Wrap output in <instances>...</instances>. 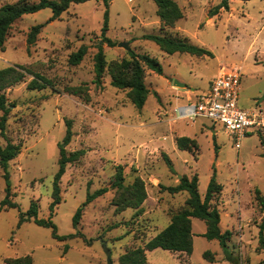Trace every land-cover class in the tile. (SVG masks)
Instances as JSON below:
<instances>
[{
	"label": "rangeland",
	"instance_id": "rangeland-1",
	"mask_svg": "<svg viewBox=\"0 0 264 264\" xmlns=\"http://www.w3.org/2000/svg\"><path fill=\"white\" fill-rule=\"evenodd\" d=\"M17 1L0 0V6ZM108 1L105 34L115 45L103 43L106 59L127 57L128 50L118 43L128 42L131 50L148 54L161 67L160 72L146 68L145 84L150 93L140 109L127 99L125 90L110 83L108 74L99 86L92 81L93 55L102 38L104 0L72 3L53 21H48L51 9L43 8L24 14L9 29L4 50L0 51V69L23 65L49 78L53 87L29 89L27 84L32 76L27 73L23 80L5 90L10 111L5 136L0 134V145L11 141L20 144V151L7 165L11 200L17 207L0 211V264H6L5 258L27 254L31 255L32 264H104L106 250L110 251L113 264H120L118 258L125 250L144 245L168 225L163 210L181 207L187 192H158L157 197L161 198L158 207L145 217V201L143 212L137 216L132 208L117 212L111 203L114 189L108 186L115 174L114 163L123 167L125 183L136 175L145 181L144 150L152 142L163 143L169 149L167 154L173 165L171 171L162 156L152 159L150 168L162 184L173 185L180 178L178 175L196 174L203 197L211 176L216 174V180L226 187L222 202L217 203L223 226L236 225L238 204L241 225H244L252 213L256 190L264 197V131L253 130L244 135L236 148L234 138L224 125L211 119L197 118L194 125L183 119L172 126L169 112L175 101L167 81L183 83L186 87L182 90L193 88L191 95L196 97L209 88L220 66L240 65L239 106L264 110V31L251 45L256 33L252 17L262 9L264 0H231V14L227 10L213 14L210 23L205 20L206 9L209 7L208 13L214 12V6L221 0H175L184 13L177 23L181 30L161 27L154 0ZM261 11L264 18V8ZM39 23L44 26L36 42L28 46V31ZM149 34L186 37L210 54H168L144 37ZM81 44L87 46V53L78 65H69V54ZM82 83L87 84L88 100L66 93V87ZM165 110L168 116L163 115ZM2 115L0 110V118ZM159 117L163 119L161 123ZM67 118L72 120V137L66 150L84 149L85 153L77 162L67 164L60 179L61 202L50 216L52 182ZM176 126L197 140L196 156L184 150H170L172 127ZM163 133L168 136L166 140H162ZM101 187L108 190L84 206L80 221L74 227L76 209L86 201L88 192ZM153 190L149 191V200L153 199L156 189ZM4 196L5 179L0 167V201ZM31 200L38 204V217L50 218L58 235H75L58 239L52 236L51 228L32 220L19 223L20 213L27 211ZM224 213L229 216L225 217ZM256 219L255 216L252 222ZM193 223L195 232L206 227L198 218ZM195 235L192 260L210 264L202 261L203 252L214 253L215 248H221L219 241ZM146 259L148 264H181L172 251L161 248L147 250Z\"/></svg>",
	"mask_w": 264,
	"mask_h": 264
},
{
	"label": "trees",
	"instance_id": "trees-1",
	"mask_svg": "<svg viewBox=\"0 0 264 264\" xmlns=\"http://www.w3.org/2000/svg\"><path fill=\"white\" fill-rule=\"evenodd\" d=\"M86 0H37L36 2H29L28 0H18L14 3H4L0 6V51L4 50V43L9 33V29L13 22L24 14L34 13L43 8H50L52 15L48 21L58 19L62 12L66 11L71 3L83 2ZM157 9L156 14L161 20L162 26H174L175 22L180 19L183 14L174 0H154ZM105 10L103 24L101 26L102 38L97 45V51L93 55V83L96 86L102 84V79L105 74L110 76V83L121 90L126 91L127 99L138 109L142 108L150 89L145 84V68L153 69L158 72L161 67L155 58L148 54L136 53L134 50H128L127 57L120 59L107 60L103 49V43L108 46H113L115 43L106 36L108 30L109 19V1L104 0ZM228 8L227 0H221L214 6V12L209 13L210 16L215 14L220 8ZM44 24L39 23L30 27L26 43L28 46L34 44L37 40V35L40 33ZM147 39L154 41L161 50L172 54L174 52H187L194 55L210 54V52L202 47L189 42L186 37H173L161 35H145ZM87 46L81 44L77 50L72 51L68 56L69 65H78L87 53ZM32 76L28 82L29 89L40 90L46 86L53 87L52 81L43 74L26 68L23 65L6 66L0 69V110L3 115L0 118V134L5 136V123L10 111L5 90L19 83L26 74ZM66 93L83 97L88 100L87 84L71 85L66 87ZM66 131L62 142L59 144L58 154V168L54 174L52 182V200L49 204L50 216H52L55 207L61 202L60 195V179L65 172L66 166L69 163L77 162L85 153L84 149H78L68 152L65 146L70 142L72 137V120L66 119ZM175 143L177 148L187 150L193 154L197 153L198 143L195 138L188 136H176ZM264 146V140H262ZM20 151V144L7 141L4 146L0 145V167L3 169V176L5 179V196L0 201V211L9 207H17V204L11 200L12 189L10 174L7 170V165ZM264 155V152H263ZM162 157L168 165L169 169L173 171L172 161L166 153H162ZM125 176L123 167L116 165L115 174L112 178L111 185L108 186L114 189V195L111 199L112 205L115 206L117 212L124 211L127 208L135 210L134 215H139L143 212L142 204L147 197L146 184L144 179L136 175L131 182L125 183ZM108 187H101L94 192H88L86 201L79 206L73 216V226L76 227L80 221L84 206L92 201L95 197L102 195L108 190ZM163 189L169 193H178L181 191L187 192V198L184 205L176 210L169 211L170 222L166 227L160 230L151 239L146 241L142 246H135L123 252L118 261L120 264H148L146 259V251L155 248L170 250L173 252H184L190 255L193 250L191 218L196 217L205 222L206 231L202 234L209 240L216 239L219 241L226 260L233 264H264V259L253 263L249 260L244 262L239 254H234L229 250L227 242L230 240L233 232L231 230L221 231L220 213L217 208L218 198L222 191V184L216 180L214 173L207 185L206 193L201 197L198 190V177L196 174L191 176L181 175L178 183L175 185L162 186ZM255 200L263 212L261 222L259 224L258 232V249L264 251V197L259 190L255 192ZM38 204L36 200H31L29 208L26 212L20 213L19 223L26 220H32L40 226L49 227L52 231V236L58 239L73 237L75 234L60 236L57 234L56 225L48 218H39L37 215ZM203 257L209 261H215L213 253L209 251L203 252ZM6 264H32L31 255H23L18 257L5 258Z\"/></svg>",
	"mask_w": 264,
	"mask_h": 264
},
{
	"label": "crops",
	"instance_id": "crops-1",
	"mask_svg": "<svg viewBox=\"0 0 264 264\" xmlns=\"http://www.w3.org/2000/svg\"><path fill=\"white\" fill-rule=\"evenodd\" d=\"M231 3H232L231 0H227L228 8L225 9V8L222 7L215 14L219 15L223 10H227L229 12L228 14H231V12L233 11V7H232ZM178 6H179V4H178ZM263 8H264V3L262 5V9ZM156 9H157V6H156ZM261 10L258 12V14L256 16L252 17V19L256 23V25H255V32L256 33H255V36L251 40V45H254V43L256 42V40H257L258 36L260 35V33H262L264 31V18L261 16V14H262ZM181 11H182V9H181ZM208 12H209V7L206 9L205 20H206V22L210 23L212 17L209 15ZM182 14H183V16L181 18L184 17L183 11H182ZM158 19H159V17H158ZM180 19H178L175 22L174 26H162L160 19L158 20V23L163 28H169V29L172 28V29H175V30H181L180 27L177 25V23H178V21ZM174 53H187V52H174ZM222 67H224V66H220L218 68L217 72L213 76L218 74ZM145 72H147L146 68H145ZM167 81L169 83V89L172 91L173 99L175 101V105L172 107L171 113L169 112V114L171 115V118H172L170 120V123H172V126H174L173 123H175L178 120H183V119H174L173 109L176 106H179V105L185 104V103H187L189 101H192L195 96L191 95V92L193 91V88H191V89L188 88L186 90H182L183 88L186 87V85L177 86V85H174V81L173 82H171L169 80H167ZM181 100H183L184 102L179 104L178 102H180ZM162 113H163V115L168 116V111L165 110ZM196 119L190 120L191 121V125L196 124V121H195ZM159 121L161 123V121H163V119L161 117H159ZM172 130L174 131V133L171 136L170 143L168 144L170 150H172V151H176V150L182 151L181 149L177 148V146H176V143H175V137L176 136H188V137L194 138V137H192L190 135V133L185 132L184 129L181 126L180 127L179 126L172 127ZM177 131H179V132L177 133ZM167 137L168 136L165 135L164 133L162 134V140H166ZM167 150H169V149L165 148L163 143L155 145V143H153V142L150 143L144 150V152H145V164H147V168H145V184H146V191H147V197L145 199V217H148L149 214L155 208L158 207V203L160 202L161 198L157 197V193L162 191V190L166 191L165 189L162 188V186H168L169 185V184H162L160 178L150 168V166H151L150 164H152L157 159V156H162L163 152L167 154ZM184 151H187V150H184ZM193 155L196 156V153L193 154ZM152 159H154V161ZM114 164L117 165L116 163H114ZM178 179L179 178L175 179L173 185L178 183ZM149 186L152 188L151 190H149ZM153 189H156L154 195L152 194V198L153 199L149 200V198H150L149 191H154ZM225 192H226V187L222 184V191H221L220 196L218 198V203L222 202ZM170 194H172V193H170ZM174 194H176V193H174ZM181 207H178V208L167 207V208H165L163 210L164 214L167 216L169 222H170L169 211L170 210H176V209H179ZM257 207L259 208L260 213H259ZM262 215H263V212L261 211L260 206L257 204V201L255 200V203L252 205V213H251L250 217L247 218V220H246L244 225H241V215H240V206H239V204H238V214H237V219H236V225H231L230 227L229 226H223L222 220H221V216H220L219 226H220L221 231L231 230L233 232L230 240L227 242L229 250H231L234 254H239L241 256V259L249 260L250 262H253V263L259 262V261L264 259V251L261 250V249H258V232H259V224L261 222ZM224 216L227 217V216H229V214L228 213H224ZM255 216L257 217V219H256V222L254 223V222H252V219ZM194 218H196V217H192L191 218V231H192V241H193L192 253L190 255H186L184 252H178V251L177 252H173L172 251V254L175 255L181 261V264H203V262L195 263L192 260V257H193L194 247H195L194 246V239H195V236H196L195 234L197 233L199 236L204 237L202 234L206 231V227H203V228L199 229L197 232H195L194 231V223H193V219ZM152 225L153 224L150 221L149 222V227L152 228ZM212 240H216V239H212ZM212 240H210V241H212ZM155 249H157V248H155ZM253 254L254 255L257 254V255L254 256ZM213 255L215 257V261H209V260L205 259L203 257V255H202V261H204L206 263H210V264H219V263H221V264H226L227 263L228 264V263H230L228 260L225 259L222 247L221 248H215Z\"/></svg>",
	"mask_w": 264,
	"mask_h": 264
},
{
	"label": "built area",
	"instance_id": "built-area-1",
	"mask_svg": "<svg viewBox=\"0 0 264 264\" xmlns=\"http://www.w3.org/2000/svg\"><path fill=\"white\" fill-rule=\"evenodd\" d=\"M242 68L239 65L222 67L210 82L209 88L195 97V101L176 106L174 119L207 118L224 125L234 138L236 148L241 138L251 131H264V110L239 106Z\"/></svg>",
	"mask_w": 264,
	"mask_h": 264
},
{
	"label": "water",
	"instance_id": "water-1",
	"mask_svg": "<svg viewBox=\"0 0 264 264\" xmlns=\"http://www.w3.org/2000/svg\"><path fill=\"white\" fill-rule=\"evenodd\" d=\"M118 46H121L123 48H125L126 50H130V47H129V43L128 42H119L118 43ZM174 85H177V86H184L183 83H180V82H177V81H174ZM181 175H178V177H180ZM111 253L109 250H106V262L104 264H113L112 260H111Z\"/></svg>",
	"mask_w": 264,
	"mask_h": 264
}]
</instances>
